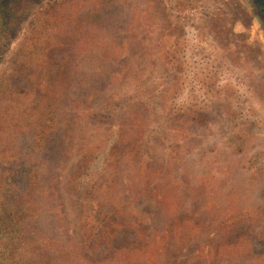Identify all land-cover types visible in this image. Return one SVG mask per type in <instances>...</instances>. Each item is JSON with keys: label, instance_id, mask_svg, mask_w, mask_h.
<instances>
[{"label": "rangeland", "instance_id": "obj_1", "mask_svg": "<svg viewBox=\"0 0 264 264\" xmlns=\"http://www.w3.org/2000/svg\"><path fill=\"white\" fill-rule=\"evenodd\" d=\"M258 10L256 0H0V185L11 177L10 168L18 169L4 156L5 149H13L9 141L20 121H33L47 143L34 152L29 174L21 176L20 168L12 178L19 191L6 196L0 190V264L15 263L17 235L21 249L24 239L21 264L32 261V248L40 257L51 236L70 243L73 261L119 264L123 254L114 256L113 248L136 233L124 228L114 247L95 245L98 241L87 238L92 226H111V216L121 210L163 230L172 220L159 208L164 193L167 204L177 196L189 212L209 208L212 220L205 232L215 252L209 263L206 256L198 258L200 264L248 261L216 256L217 243L226 237L216 223L229 216L219 200L234 210V218L237 212L240 217L264 211V21ZM161 59L176 68L175 85L157 98L158 111L141 119L149 124L146 135L159 114L173 111L174 118L163 123L165 139L182 146L176 150L184 149L186 165L176 164L157 144L147 155L162 171L146 178L137 166L142 155L132 150L136 138L126 131L117 140L112 168L103 167L94 153L114 125L109 115L118 118L126 110L130 118L140 111V84L157 76ZM157 81L162 89L165 83ZM85 154L95 162L83 168L87 188L77 198L71 182L76 183ZM92 167L98 168L94 176ZM146 186L157 192L154 197L142 193ZM28 187L35 193L16 214L11 208H22L16 193ZM240 226L260 236L264 256V219L252 224L243 218ZM3 251L14 261L3 260Z\"/></svg>", "mask_w": 264, "mask_h": 264}, {"label": "trees", "instance_id": "obj_2", "mask_svg": "<svg viewBox=\"0 0 264 264\" xmlns=\"http://www.w3.org/2000/svg\"><path fill=\"white\" fill-rule=\"evenodd\" d=\"M175 70V67L169 68L167 63L161 59L157 65V76L151 79H145L144 82L140 84L142 87V91L140 93L142 94L141 96H143L138 102L140 111H133L130 118L128 111L124 109L121 117L114 118L112 115H109L110 119H113L114 125L111 132L106 136L104 143L102 144V148L100 150L98 148L97 152L94 153V158L97 156L96 158L102 160L103 167L108 168L107 166L111 165L110 162L116 161V157L119 152V144H117V140L121 135H124L126 131H131L136 138L132 150H135V153L142 155L139 158L137 157V166L141 169V175L143 172V176L146 178L149 177V174H156L159 171H162L161 164H159L160 166H152V163L150 162L151 156L147 155L151 149L152 152L155 151L157 144L162 143L164 152L168 156H174V161L176 164L178 163L181 165H186V161L184 160L188 159H182V154L185 153L184 149L181 148L180 150H176L178 146H182L178 144L173 147V145L170 143L168 144V140L165 139L167 136L163 123L167 119L170 120L174 118L175 114L173 111H170L165 116L159 114L156 125L150 128V132L146 135L145 130L149 127V124L147 125V122H144L141 119L145 118L146 114L153 109L158 111V103L160 100L157 98H162L163 93H165V89L167 90L168 87L174 88L175 84L172 83V74L175 72ZM157 79H159L160 83H165L162 89L159 88ZM177 87H179V85ZM174 92L176 93V91ZM135 98L136 97L134 94L129 96V99L132 103L136 101ZM36 100L38 99L36 98ZM186 107L188 108L189 104ZM195 118V116L191 115L190 119L194 120ZM28 119L29 118L25 117L23 121H20L21 123L18 128V133L13 134L12 140L9 141V147L10 143H12L13 149H5L8 150V152L4 156V158L7 160L11 159L18 169L21 168L23 174L21 176L23 177L29 174L32 161L36 163V160L33 158L34 152H38V150L47 145L45 142V133L42 134L41 130H37L38 128L34 127L32 124L34 122ZM110 134L116 138L109 140ZM159 137L162 139H159ZM1 147H3V145ZM1 150H3V148H1ZM92 158L93 155H83L77 170V175L74 177L76 183L73 184L71 182V184L75 187V194L77 195V198L78 195H84V192L86 191L87 186L85 185V180L83 178V168H88L93 162H95V159ZM110 167L112 168V165ZM92 168L93 169L91 170L94 172V176V174L97 173L98 168ZM3 169V166H0V174L2 173ZM18 169L10 168L9 171L11 177L7 178V181L0 185L1 193L5 194L6 196H8V192L11 190L18 189L19 191V188H16L11 182L12 178H15L18 175ZM158 174H160V172ZM156 179L157 181L155 182V185H157L161 180L157 177ZM148 183L149 179L146 181L147 185ZM17 184L19 185V183ZM26 190L27 192L25 193H19L18 191V193H16V197H18V201L16 203L22 205V208H17L16 206L11 208V211H15L16 214L19 211L28 208L24 207L23 205L28 204L27 199L31 198L35 193V189L30 190L28 187ZM112 191L113 192L111 193H114L115 195L118 192L116 188ZM231 192L232 191H229L228 193L230 194ZM89 193H92L91 189L89 190ZM142 193H150L151 196L154 197L157 192H153L151 188L146 186L142 189ZM159 195L160 197L158 202L161 214L170 216L172 218V220L168 222L166 228L163 230H160L156 226H146L139 220L134 212L125 213L124 211L116 210L115 215L113 214V217L111 216V226L102 227L101 229L92 226V229L89 232L90 234L87 238L92 243L98 241L95 245L113 244L114 247L115 240L118 238V234L124 228H129V230L134 231L136 233V237L134 239L120 242V244L117 246L115 245L114 248L112 247L114 249V256L117 254H123V260H120L119 264H200L198 258H203L205 256L207 258L205 262L209 263L211 260V254L215 252H213L208 247V243L209 241H212V238L207 232H205L206 230L210 229L209 225L211 222L209 220H212V218H209L211 217L209 208H202L201 206L200 209L197 207L196 209H192L191 212H189V209H185L181 198L175 196L176 199H174V202L167 204L166 199L168 196L166 193ZM219 203V208L225 209L224 215L229 216H227L225 219H218L216 223L217 231L221 232L222 235H226L222 242L219 241L217 243L219 246V251L216 252V256L221 260L247 257L249 260H243L242 264H264V256L262 254L263 252L260 249V247L263 246V240L259 238L260 236L258 234L241 230L242 228L240 226L243 218H251L252 224L257 223L258 220L264 219V217H260V215H264V211L259 210V212L256 214L253 213L254 215L244 212L240 217L239 213L237 212L234 218V216L230 215L234 210L230 208L229 205H226L225 202H221L219 200ZM100 205L101 204L99 203V207H101ZM95 206H97L95 208L100 211L98 204ZM91 215V213L83 214L82 217H90ZM124 215L125 217H122ZM11 217L15 216L11 215ZM236 232L239 234L235 238H227ZM14 238L17 240V247H15V254H17L14 255V264H21L19 261V251L21 249L18 244L20 240L19 235L14 236ZM205 238L206 245L204 243H200V240ZM36 243L37 241L35 240L33 245ZM186 249L188 250L186 251ZM204 249H207L206 253H204ZM25 250L28 249L25 248ZM21 251H24V239ZM3 252L5 254H3V260H7L9 256L12 262L14 261V256L11 255V253H6L5 251ZM199 252L204 255L199 257ZM31 256L32 261L28 264H81L77 260L73 261L74 255L73 252H70V243L66 241L63 242V240L57 236L49 237V241L46 242V248L41 251L40 257H37V252H35L33 248L31 250ZM87 261H89V264H101L90 259H87ZM216 261L219 260L217 259ZM106 262L113 263L112 260H108Z\"/></svg>", "mask_w": 264, "mask_h": 264}, {"label": "flooded vegetation", "instance_id": "obj_3", "mask_svg": "<svg viewBox=\"0 0 264 264\" xmlns=\"http://www.w3.org/2000/svg\"><path fill=\"white\" fill-rule=\"evenodd\" d=\"M256 2H257V6L259 7L258 11L260 13V16L264 21V0H256Z\"/></svg>", "mask_w": 264, "mask_h": 264}]
</instances>
